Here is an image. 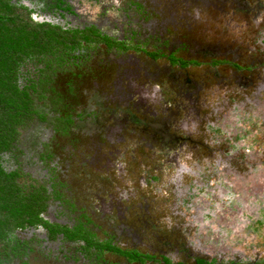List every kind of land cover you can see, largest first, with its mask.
<instances>
[{
  "label": "flooded vegetation",
  "instance_id": "1",
  "mask_svg": "<svg viewBox=\"0 0 264 264\" xmlns=\"http://www.w3.org/2000/svg\"><path fill=\"white\" fill-rule=\"evenodd\" d=\"M18 1L31 9L34 20L73 30L74 38L62 50L35 54L19 68L20 87H28L35 111L27 113L13 146L2 153L10 166L1 165L6 172H17L23 190L35 192L41 203L34 222L14 228L0 241V258L4 264H182L171 261L170 243L159 238L158 247L152 235L143 234L147 227L138 225L132 216L138 211L125 202L144 186L150 195L157 193L156 180L145 175L151 166H143L141 157L149 161L153 152L179 155L183 147L207 148L203 141L193 143L185 136L187 131L178 132L186 129L187 121L175 118L178 107L170 95L195 102L206 77L226 91L229 83L218 68L232 50L221 49L217 42L212 52L202 48V38H197L193 50L184 37H177L184 26L179 22L173 29L169 22L165 33L158 34V25L152 28L143 20L153 16L151 6L135 14V25L125 26L129 7L119 8L120 3L138 10L142 7L138 0H73V5L69 0ZM163 2L156 0L154 7L164 6ZM214 2L207 5H217ZM228 4L231 18L264 11V0H228ZM92 5L101 6L93 13ZM110 10H121V16L106 21ZM151 18L154 25L157 18ZM86 34L87 39L82 37ZM241 42H247L245 58L251 61L239 66L228 63L242 75L237 74L236 80L230 76L229 82L232 93L245 91V103L251 104L253 96L264 98V71L253 60L257 53L263 54L264 38ZM196 52L208 61L190 56ZM191 69H199L202 83L194 80ZM166 78L174 79L178 87L163 83ZM61 82L64 95L57 91Z\"/></svg>",
  "mask_w": 264,
  "mask_h": 264
},
{
  "label": "rangeland",
  "instance_id": "2",
  "mask_svg": "<svg viewBox=\"0 0 264 264\" xmlns=\"http://www.w3.org/2000/svg\"><path fill=\"white\" fill-rule=\"evenodd\" d=\"M106 1L109 2L104 0L103 3ZM212 1L164 0V6L154 7L156 0H138L142 4L138 10L128 2H122L126 5L120 3L119 8L129 7L123 22L125 26L135 25V14H142L151 6L149 9L154 12L151 17L156 16L157 20L154 25L150 16L143 20H148L146 24L150 23L152 28L158 25V34L169 22L172 29L179 22L184 26L180 27L182 32H178L177 37H184L193 50L199 38L204 39L202 48L207 47L205 49L212 52L218 43L221 49L232 50L224 55L225 62L218 68L220 75L229 83L226 91L216 87L214 80L206 77L207 81L195 102H188L184 96L170 95L178 107L174 108L175 118L187 121L186 129H178V132L184 134L183 131H187L185 136L193 143L203 141L207 148L183 147L179 155L152 150L154 155H150L149 161L147 156L141 157L143 166H151L145 175L156 180L153 185L157 193L150 195L145 186L142 190L138 188L137 195L130 196L125 205L134 206L133 210L138 211L133 213V219L142 228L147 227L143 234L152 235L157 246L159 238L170 243L167 253L174 263L197 264L196 261L202 259L211 264H264V98L253 96L249 104L245 103L242 93L245 91L236 89L232 93L230 76L236 80L241 73L228 64L235 62L239 66L250 63L251 60L245 58L247 42L243 44L241 41L264 38V11L253 17V13L246 12L238 18L233 14L231 18L228 0H215L217 5H207ZM69 3L73 5V0ZM100 6L92 5L91 11L96 13ZM116 14L121 16V10H110L106 21L116 18ZM165 18L168 19L167 25L163 23ZM185 25L191 26L189 30ZM252 53L255 55L254 50ZM261 53H257L253 60L255 66L259 64L258 68L264 71V52ZM190 56L197 60L209 59L198 52ZM126 61L133 62L134 59L127 58ZM208 68L199 69L203 72ZM199 69H191L190 72L198 84L202 83ZM173 70L177 73L176 69ZM253 76L256 78L259 75L255 72ZM173 81L166 78L163 83L178 87ZM59 86L57 91L64 95L62 82ZM48 93V97H52V93ZM248 93L252 97L253 94ZM4 155L1 162L9 167L11 162ZM181 165L188 166L190 170L179 172L183 167ZM170 168L175 170L173 174L168 170ZM137 184V181L133 183ZM77 205L80 206V203ZM94 220L96 222V218Z\"/></svg>",
  "mask_w": 264,
  "mask_h": 264
},
{
  "label": "trees",
  "instance_id": "3",
  "mask_svg": "<svg viewBox=\"0 0 264 264\" xmlns=\"http://www.w3.org/2000/svg\"><path fill=\"white\" fill-rule=\"evenodd\" d=\"M73 38V30L34 20L31 9L18 0H0V241L14 228L34 222L41 203L35 192L23 190L17 172H6L1 165V155L13 146L27 113L35 111L28 87H20L19 68L35 54L62 50Z\"/></svg>",
  "mask_w": 264,
  "mask_h": 264
}]
</instances>
